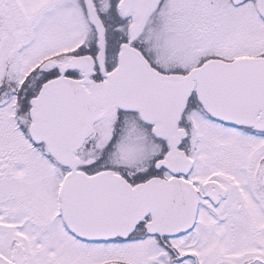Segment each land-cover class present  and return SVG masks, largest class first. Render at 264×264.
Returning <instances> with one entry per match:
<instances>
[{
  "label": "snow or ice",
  "instance_id": "snow-or-ice-1",
  "mask_svg": "<svg viewBox=\"0 0 264 264\" xmlns=\"http://www.w3.org/2000/svg\"><path fill=\"white\" fill-rule=\"evenodd\" d=\"M0 264H264V0H0Z\"/></svg>",
  "mask_w": 264,
  "mask_h": 264
}]
</instances>
